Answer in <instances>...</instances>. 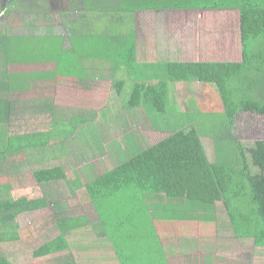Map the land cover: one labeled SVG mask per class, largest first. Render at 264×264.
<instances>
[{
    "label": "trees",
    "instance_id": "1",
    "mask_svg": "<svg viewBox=\"0 0 264 264\" xmlns=\"http://www.w3.org/2000/svg\"><path fill=\"white\" fill-rule=\"evenodd\" d=\"M8 1L9 4L12 3V6L16 2V0ZM96 1L107 13L115 10H117L116 12L120 10L125 12L157 11L164 14L170 11H238L240 60L173 61L165 64L168 72V78L165 81L154 82L153 78L147 75L145 76L146 80L141 82L140 71L137 69L139 66L135 67L138 60L136 54L133 53L132 58L135 60V64H132L127 72L130 75H135L136 79L132 82L133 87L130 86V83L127 84L131 88L127 101H123L121 98L123 96L120 97V101L132 109L140 108V102L147 107L156 106L162 113L165 110L170 84L200 82L213 84L217 87L222 104L220 123L224 122L223 126L227 125L230 132L241 113L264 116V0ZM1 11L0 8V14ZM10 30L8 25L0 19V149H3L0 154H6L8 151L22 155L23 153L31 155L34 151L44 152L48 147H51L48 146L50 140L60 138L62 139L60 143L63 146L59 149L57 147V150L61 154L67 152L66 154L70 155V152L67 151V140L64 138V134L68 131L65 129L55 130L53 126L56 125L50 123L53 128L49 127L45 121L46 114L43 116L34 114L29 109L28 103H22L20 97H14L12 94L15 91L22 92L24 75L28 78L37 75L36 72L12 70L9 65L22 61L27 62L26 59L20 61L23 55L22 51L13 53V50L19 46H22L23 51L29 48L41 50L43 49L42 44L49 39V35H46L48 38L39 37L38 40L32 42L29 37L13 38L12 30ZM23 42H30V44ZM123 85L124 82H121L119 88L121 89ZM24 89L27 90L28 86L25 85ZM20 121L21 123H19ZM78 125L79 121L74 122L73 128ZM182 125L180 126L182 127ZM171 127L174 130L153 145L142 147L135 142L129 144L123 159L112 161L110 170L100 177L90 190L92 194L103 195V200L107 199L114 203L117 209L112 216L118 217L120 222H125V226H120L119 223L117 226H113V224L107 226L103 221V215L101 223L104 224L103 227L109 237L112 239L117 232L125 234L124 230H129L130 235H133V227L129 223L134 220H149L154 224L156 222L160 224L164 220L168 207L174 208L172 213H182L180 215L188 216L190 221L213 225L215 229L218 214L223 207L229 219V232L234 234L233 238L238 239L241 246L250 244L253 246L254 249L248 256L255 257L259 252L264 256V140L246 146L240 141L222 139L223 129H221L219 135L214 138L217 159L212 162L208 159L200 136L194 127H180L181 129L174 125ZM88 128L90 130L82 128L87 135L90 131L92 133L95 131L93 127ZM72 131L74 132L73 129ZM230 132L229 137L232 139ZM221 140L225 142H220ZM227 141H231V143ZM74 146L78 152H75L74 161L71 157L69 161L75 167L79 157L84 154L94 153L97 155L112 149V146L104 147L99 143L95 144L94 139H92V145L85 146L84 140L80 136L72 141L71 148ZM116 146L117 144L113 147ZM117 148L120 147L117 146ZM55 155L58 157L57 153H54L53 157ZM41 159L40 163L42 164L45 161ZM72 166L70 167L73 168ZM14 168L13 161L0 162V186L6 180H10L7 177L16 175ZM72 171L77 175L75 170L72 169ZM69 172L67 164L65 166L60 162L54 166L38 168L33 171V175L38 184L43 187L42 197L30 199L23 196L17 200H0V264L30 263L27 257L20 259L15 256L14 259H8L2 254V247L6 243H16L18 246L15 247V250L21 251L22 246L27 245L24 235L26 233L29 236L34 235L30 228L22 230V237L19 234L17 218L21 214L51 207L55 211H52L48 218L55 215L59 223L63 222V230L75 225L77 219L71 217L70 211L67 213L62 210L65 208V201H69L68 198L72 195L68 194V191L71 190L68 183ZM6 186H11V184H6ZM89 196L91 198L92 195ZM92 197H94V201L99 200V197ZM157 199H160V202ZM153 202V205H157L158 207H155L158 209L153 212L155 213L153 218H150V206L148 205ZM136 205L138 207H135ZM163 209L162 214L158 213ZM174 222H180V218ZM223 226L224 224L220 222L219 228ZM159 229L160 232L157 233L153 230V233L160 243L157 251L164 254L160 236L165 234V230H162V227ZM174 230H176L175 226H173ZM143 234L150 235V232L147 231ZM113 242L117 244L115 240ZM136 244L138 243L130 245ZM127 245L129 246L128 241L120 244L124 247ZM115 247L119 249V245H115ZM64 251H70V245L65 240V236H59L55 242L47 243L39 250H34L33 255L28 251L27 254L32 260V257L40 259ZM249 257L247 258L251 263ZM64 264L76 263L67 258V263ZM233 264H246V262L240 259L234 260Z\"/></svg>",
    "mask_w": 264,
    "mask_h": 264
},
{
    "label": "crops",
    "instance_id": "2",
    "mask_svg": "<svg viewBox=\"0 0 264 264\" xmlns=\"http://www.w3.org/2000/svg\"><path fill=\"white\" fill-rule=\"evenodd\" d=\"M15 3H17V14L8 0H1L0 3L2 10L0 19L8 25L9 30H12H10L12 37H17L16 39L29 37L33 42L39 37L48 38L46 35H49V39L42 44L43 49L41 50L29 48L22 51L20 61L26 59L27 62L22 61L9 65L12 70L37 73L30 78L24 75L22 92L15 91L12 94L14 97H20L22 103H28L29 109L34 114L42 116L46 114L45 121L49 127H54L59 131L62 129L68 131L64 134V138L67 140V151L70 155H67V152L61 154L59 151L58 157L55 155L53 158L54 161L56 159L68 161L67 167L70 170L68 183L71 186L68 194L72 195L68 198L69 201H65V208L62 210L67 213L70 211L71 217L77 219L75 225L63 230V222L59 223L55 215L48 218L52 211H55L51 207L21 214L20 216L27 215V221L34 235L32 233H30L32 236L27 233L24 235L27 245L22 246L24 251H21L17 257L20 259L27 257L30 260L29 264H64L67 263V258L74 260L76 264H109L111 259H114L116 264H190L192 260L196 262L195 264H202V260L207 259V251L212 250L214 257L209 264H233V235L230 232L224 233L230 231V228L228 216L223 218V211L220 212L217 221L224 223L225 229L220 227L221 235L218 232L214 235H206L205 231H212L213 225L190 221L188 216L180 215L182 213H172L174 208L167 206L168 210L160 224L158 222L154 224L149 220H134L129 223L132 224L133 235H130L129 230H124L125 234L117 232V237L111 239L103 227L104 224L101 223L103 215L105 217L103 221L107 226L110 224L117 226L118 223L120 226H125V222H120L118 217L112 216L117 209L114 203L107 199L103 200V195L92 194L90 190L97 180L110 170L109 168L104 172H98L96 166L104 169L103 161H106L107 157L110 164L112 161H118L115 159L117 151L106 152V156H104L105 153L80 156L76 162L77 168L73 169L77 175L70 167V157L74 161L75 152H78L75 146L71 148V144L74 138L79 136L83 138L85 146L92 145V139H94L95 144L99 143L104 147L107 145L113 147L117 144L120 148L126 145L124 148L127 149L129 140L144 147V142L153 136L151 132H158V129L147 128V123L143 127L142 123L137 121V115L142 113V111L138 112L141 107L132 109L120 105L108 106L106 102L108 98L98 96V106L94 102H90V107L80 106V104L87 103L84 102L87 101L85 95L101 86L102 82L110 83L114 94L120 99L127 84H132L136 79L135 75L127 72V69L135 64L132 58L133 53L136 54L138 60L135 67L139 66L137 69L140 71L141 82L143 75L151 76L147 68L151 66L154 59L159 64L175 61L168 57H173L172 44L164 35L158 43L157 34H155L156 24L161 26L166 14L163 16L157 11L141 10L135 12L121 10L116 12L115 10L107 13L95 0H16ZM19 3H22L21 8H19ZM9 15H12V19L7 18ZM23 43L30 44V42ZM147 59L149 61L146 62ZM143 60L145 65L141 67ZM49 73L51 74L46 76ZM151 78L154 82L166 80L163 75H155ZM121 82H124L126 86L123 85L120 89ZM25 85L28 86L27 90L24 89ZM103 100L105 104L100 106L99 102ZM20 114L22 115L21 112ZM131 115L133 118L130 117ZM76 121H79V125L73 128ZM49 123L56 126L52 127ZM88 127L95 128V131L93 133L90 131L87 135L83 129H89ZM110 131H120L121 135L117 136ZM160 140L157 139L150 145ZM61 141L60 138H54L50 140L48 146L59 149L63 146ZM14 154L10 151L0 154V158L4 160L0 162L6 163L9 155ZM40 159L47 161L45 155L39 159H32L31 155H27L28 162L33 166L40 163ZM89 195L99 197L101 201H94V197L90 198ZM153 204L154 202L148 205L150 206V218H153L155 214L153 212L158 209V206ZM47 211H50V214H46ZM168 211L171 213L167 214ZM163 212L164 209L158 213ZM177 218H180V222H174ZM173 226L176 228L174 231ZM159 227L165 230V234L160 236L165 252L162 254L163 258L158 260L157 248L160 243L154 236L153 230L158 233L160 232ZM92 229L93 234L90 233ZM191 229L195 233H190ZM147 231L150 235L143 234ZM59 236H65V240L70 245V251L59 252V254L40 259L32 257V260L25 255L27 251L33 255L34 250H39L47 243L55 242ZM219 239L222 240L220 243H218ZM34 240L39 243L37 248L31 244ZM113 240L117 246L119 245V249L115 247ZM80 241L87 246L81 248ZM105 241L107 245L104 244ZM127 241L129 246H120ZM135 243L138 244L130 245ZM182 243L193 247L189 255L184 254ZM193 251H196L198 255L194 256ZM256 256L260 259L264 258L261 252ZM255 257L250 255L249 258L255 259ZM234 260H240V258Z\"/></svg>",
    "mask_w": 264,
    "mask_h": 264
},
{
    "label": "rangeland",
    "instance_id": "3",
    "mask_svg": "<svg viewBox=\"0 0 264 264\" xmlns=\"http://www.w3.org/2000/svg\"><path fill=\"white\" fill-rule=\"evenodd\" d=\"M21 6L22 3H19V8H21ZM13 7L15 9V14H17V3H14ZM160 14H163V16L165 15L162 12H160ZM7 18L12 19V15H9ZM155 30V34H157L158 38V43H160V41L162 40V36L164 35L172 44L173 57L168 56L169 58H171L170 60L238 61L241 59L238 11H170L167 12L164 16L161 26L156 24ZM18 51H23L22 46L14 49L13 53H17ZM143 56L145 57V54H143ZM147 61H149V59H147L146 62ZM142 64L143 65L141 67L145 65L144 60ZM147 70L150 72L151 76L163 75L165 79L168 78L167 67L165 66V64H159L155 59L152 61L151 66L147 68ZM145 80L146 78L145 76H143L142 81ZM103 83L105 82L100 83L101 86H98L91 92L87 93L85 95V100L87 101H84L87 103L80 104V106L87 105V107H90V102H94L95 104H97V100H99L97 98L98 96L100 98H108V100H106V102H108V106L120 105L124 108H128L121 104L120 99H118L117 95L114 94V89L111 88V84ZM130 86L133 87L131 83ZM130 86H126L123 94H121V96H123L121 98H123V101L125 102L129 97V91L131 89ZM168 90L169 94L165 103V110L162 113L156 106L147 107L140 102L141 109H139L138 112L142 111V113L137 115V121L141 122L143 127L147 123V128L158 129V132H151V135L153 136L149 137L144 142V147L149 146L151 142H154L157 139L166 137L170 133V131L174 130L171 125L180 128V125L182 124L183 125L181 128H189L190 126H192L196 129L200 136L206 155L212 162L216 161L217 159V148L215 142L216 140L214 138L219 135L221 129H223V136L221 135L222 139L240 141L246 146L253 145L259 140H264V116H259L252 113H241L236 120L232 132H230V129L227 125L223 126L224 122L220 123L222 119V115L220 114L222 113V104L221 97L219 95L220 93H218V89L215 85L200 82L170 84ZM104 102L105 100L100 101L99 105L103 106L105 104ZM130 117L133 118V115H131ZM119 132L120 131H110V133L116 134L117 136L121 135L119 134ZM229 132L232 133V139L231 137H229ZM220 142L225 141L221 140ZM227 142L231 143V141ZM128 143L132 144L134 143V141L129 140ZM222 145L224 146L223 143ZM123 147H126V145H123ZM111 148L112 149L108 151V153L116 150V159H123V157L125 156L124 152H127L126 148ZM58 151L59 150L54 149L53 147H48L44 152L39 151V154L37 151H34V153L31 154L32 159H39L42 155H45V160H47L42 164H34V166L33 164L28 162V154L26 155V153H23V155H9L10 157L8 158V160H12L15 163L14 169L16 175L7 177L10 180H6V182L1 183L3 185L0 186V200H17L18 198H21L23 196L30 199L42 197L43 194L41 189H43V187L39 186L36 178H34L32 169L37 170L38 168L54 166V164H58L59 162L65 164L66 166L68 161H60L61 159H56V161H54L53 155L54 153H58ZM104 156H106V152ZM0 160L3 159L0 158ZM103 164L104 169H102L101 166H96L98 172H104L112 166V164H110V162L108 161V157L106 161H103ZM72 167L73 168L71 169H74L75 166ZM9 174L11 173L9 172ZM6 184H11V186H6ZM157 200L158 202H160V199ZM220 207H222V204H220ZM221 211H223V218H225L226 212L223 207L221 208ZM220 212L218 216L220 215ZM47 213L50 214V211H47L46 214ZM170 213L171 212L168 211V214ZM17 222L19 224V234L22 237V230L30 228V225L27 221V215L19 216L17 218ZM220 222L223 223L222 221ZM216 223L218 229L216 227L215 229L213 228L212 231L206 230V235H214V233L217 232L221 235L222 232L219 228V222ZM97 227L99 229L98 224ZM222 229H225V227H223ZM93 232L94 231L92 229L90 233L93 234ZM190 233L195 232L193 229H191ZM224 233H229V231H226ZM116 237L117 233L115 238ZM220 241L222 240L219 239L218 243H220ZM31 244L34 245V248H37V246H39V243H37L36 240L31 241ZM104 244L107 245V242L105 241ZM115 245L117 246V244ZM16 246H18L16 243H6L3 246L4 248L2 247V254L8 259H14L15 256L20 254L21 251H24L21 248V251L18 252L17 250H15ZM85 246H87V244L83 243L81 248H84ZM191 249H193L192 246L182 243V250L184 254L189 255ZM253 249L254 248L251 244L241 246L240 241L233 238V261L234 259H237L239 257L241 261L246 262V264H264V258L260 259L257 256L255 257V259H251L250 263V260L247 257H249L248 255L251 254ZM242 251H244L243 254H241ZM207 254V259L202 260V264H209L212 262L214 257L213 251L209 250L207 251ZM25 255H28L27 252ZM193 255L196 256L198 254H196V251H193ZM157 258L158 260L163 258L162 252H157ZM188 260L191 261L190 257H188ZM113 262H115V260L111 259L109 264H112ZM195 263L196 262L192 260V263L190 264ZM114 264H116V262Z\"/></svg>",
    "mask_w": 264,
    "mask_h": 264
}]
</instances>
